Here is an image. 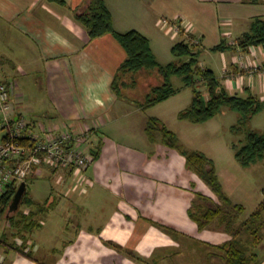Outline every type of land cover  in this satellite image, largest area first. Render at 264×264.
I'll use <instances>...</instances> for the list:
<instances>
[{
	"label": "crops",
	"instance_id": "1",
	"mask_svg": "<svg viewBox=\"0 0 264 264\" xmlns=\"http://www.w3.org/2000/svg\"><path fill=\"white\" fill-rule=\"evenodd\" d=\"M104 1L115 31L147 37L161 65L163 55H174L178 38L199 40L202 67L213 70L230 93L250 91L264 101V77L242 68L264 65V48L240 46L258 21L264 22V0ZM90 3L0 0V82L14 87L17 114L41 133L54 126L95 128L90 150L97 156L85 172L63 170L57 177L45 167L30 178L47 180L44 194L39 189L29 197L45 209L37 214L41 224L24 233V243L11 223L1 220L0 264H226L219 247L233 234L225 227L212 230L213 224L201 229L190 216L204 197L218 198L187 168L184 155L165 145L160 134L155 142L147 134L150 118L179 134L174 117L160 107L178 94L143 108L150 88L163 82L154 72L139 76L128 96L119 93L115 80L128 54L114 34L90 38L79 19ZM150 80L155 82L145 87ZM218 174L231 199L229 183ZM13 243L26 244L29 256L13 250ZM263 247L264 239L255 250L261 264Z\"/></svg>",
	"mask_w": 264,
	"mask_h": 264
},
{
	"label": "trees",
	"instance_id": "2",
	"mask_svg": "<svg viewBox=\"0 0 264 264\" xmlns=\"http://www.w3.org/2000/svg\"><path fill=\"white\" fill-rule=\"evenodd\" d=\"M46 1L59 5L66 4V0ZM79 19L87 27L91 39H96L106 34H114L127 51L128 57L119 69L115 80L116 89L121 95H123L124 87L128 89L132 83L136 85L137 79L144 72H154L161 75L163 82L150 88L145 100L141 102L143 108L152 107L176 95L178 90L173 88L171 77L179 76L184 80L187 87L192 88L194 93L190 107L179 114L181 120H187L195 124L205 123L215 118L223 107H228L240 115L238 124L233 127L238 132L242 131L255 115L264 111V101L260 100L252 92L249 91L247 96L230 93L213 70L201 66V52L192 38L184 39L173 46L172 52L176 57L175 62L161 65L157 61L147 37L136 31L126 34H119L115 31L112 15L104 0H91L87 11L79 15ZM240 46L244 48L263 46L264 48L263 21H258L253 35H247L240 40ZM221 49L219 46L214 50L219 51ZM147 134L153 142L156 141L157 136L160 134L165 145L184 155L187 159V168L203 179L218 198V201L215 202L204 197L205 203L197 205L193 210L191 209L190 216L198 223L201 229L217 223L233 234L231 241L219 247L224 252L223 258L226 264H261V259L255 253V250L264 239V204L252 214L248 221L241 224V228L248 235V240L245 241L242 238H238L236 235L240 233V230L236 228V222H238L239 213L244 211V207L235 205L225 193L215 163L202 152L185 149L179 136L169 130L160 119H149ZM245 142L241 148L234 145L237 160L243 166H250L263 161L264 132H249ZM93 155V161L95 162L96 153H93ZM17 189L14 183L9 184L5 194L0 197L1 218H5ZM27 194H25L22 206L28 205L35 208L36 211L31 210L29 214H25L24 211H18L15 215L7 218L17 232L15 236L24 238V243L27 240V235H24V233L27 231L32 232L41 224L37 214L45 211L42 208V204L34 203L27 197ZM208 200H211L215 206H210L211 203H207ZM231 216H233V219H231ZM25 245L16 246L13 243L10 246L13 250L28 257L29 255L24 251ZM134 258L140 260L139 257Z\"/></svg>",
	"mask_w": 264,
	"mask_h": 264
},
{
	"label": "rangeland",
	"instance_id": "3",
	"mask_svg": "<svg viewBox=\"0 0 264 264\" xmlns=\"http://www.w3.org/2000/svg\"><path fill=\"white\" fill-rule=\"evenodd\" d=\"M180 41L182 40L178 38L174 44ZM162 60L165 65H168L175 62L176 57L168 53L162 56ZM158 78L159 80H163L161 76ZM154 82L153 80L148 81L145 87ZM140 83L141 82L138 84ZM171 83L173 88L178 90V95L175 99L167 102L171 105V108H168L167 103L160 107H163L161 109L165 108L163 111L166 114L169 113L170 118L171 116L174 117V121H176L177 125L172 121L171 124L173 129L179 132L178 136L181 138L180 141L183 147L189 151L195 150L207 155V157L216 164L219 173L222 174L224 179L229 183L227 187L232 202L235 205L244 207V211L239 213V218L237 220L239 224H236V228L240 230V233L236 236L246 239L248 235L241 228V224L248 221L252 217V214L264 204V160L250 166H243L236 158L234 145L241 148L246 143V136L251 131L258 133L264 132V112L254 117L242 131L240 130L241 132H237L233 129V127L238 124L240 115L237 112L229 110L228 107H223L222 111L215 118L205 123L196 125L190 122H181L178 118L179 116H177L179 112H177V109L181 108L180 111L186 110L190 106L189 104L192 103L194 93L192 88L184 89V82L179 76H172ZM130 88L131 87L126 89L124 87L123 95L128 96L131 93L129 90ZM137 98L140 97L137 96ZM188 100H190V102ZM5 136L6 131L0 129V140ZM46 181V179H38L35 183L33 180L29 179L27 182V197L29 198L30 195L36 194L37 191V194H39V189H41L44 194L47 189V186L45 187V185H47ZM22 204L19 211L23 210L25 214H29L32 207L28 205L22 206ZM210 206L214 207L215 204L211 203ZM231 219H233V216H231ZM1 220H5V222L8 223L7 214L5 218L0 217V222ZM223 227L220 228L217 223L210 226L212 230L217 229L222 231L225 230ZM10 231H12L11 228L6 229L7 233ZM9 241H11V243L14 242V238L10 237ZM19 241L22 242L21 240ZM262 251H264V247ZM209 261L211 260H207L206 264H208Z\"/></svg>",
	"mask_w": 264,
	"mask_h": 264
},
{
	"label": "built area",
	"instance_id": "4",
	"mask_svg": "<svg viewBox=\"0 0 264 264\" xmlns=\"http://www.w3.org/2000/svg\"><path fill=\"white\" fill-rule=\"evenodd\" d=\"M193 42L200 43L199 40ZM242 68L249 76L264 77V65H242ZM13 95L14 87L0 82V129L6 131V136L0 140V197L9 184L14 183L19 188L21 183L40 176L45 167H50L59 177L63 170L85 172L92 166L94 155L90 144L95 128L78 130L54 126L38 132L25 116L17 114Z\"/></svg>",
	"mask_w": 264,
	"mask_h": 264
},
{
	"label": "water",
	"instance_id": "5",
	"mask_svg": "<svg viewBox=\"0 0 264 264\" xmlns=\"http://www.w3.org/2000/svg\"><path fill=\"white\" fill-rule=\"evenodd\" d=\"M28 185L27 182L21 183L19 188L17 189L12 202L9 205L8 211H7V218H10L13 214L17 213L20 209V206L23 202V199L25 197V194L27 193Z\"/></svg>",
	"mask_w": 264,
	"mask_h": 264
}]
</instances>
